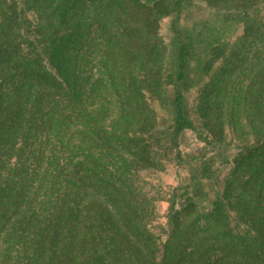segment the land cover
Segmentation results:
<instances>
[{
  "label": "trees",
  "instance_id": "obj_1",
  "mask_svg": "<svg viewBox=\"0 0 264 264\" xmlns=\"http://www.w3.org/2000/svg\"><path fill=\"white\" fill-rule=\"evenodd\" d=\"M196 4L239 34L161 133L187 52L167 71L159 25ZM184 130L236 146L223 175L163 183ZM0 264H264V0H0Z\"/></svg>",
  "mask_w": 264,
  "mask_h": 264
},
{
  "label": "rangeland",
  "instance_id": "obj_2",
  "mask_svg": "<svg viewBox=\"0 0 264 264\" xmlns=\"http://www.w3.org/2000/svg\"><path fill=\"white\" fill-rule=\"evenodd\" d=\"M232 29L223 25L216 11L204 4L184 7L179 13L161 20L159 35L167 50V71L177 67L180 46H183L187 53L185 78L179 83L167 86L163 98L154 103L159 132L165 133L169 130L175 114L177 92L181 95L180 101L185 116L197 123L196 99L198 90L205 80L201 72L203 61L209 48L216 41L227 38L234 40L239 31H232ZM179 143L182 162L177 165L176 162L168 163L166 173L161 175L163 183L171 188L176 187L178 183L187 184L190 179H196L198 168L205 163H209L212 169H215V176L218 178L229 167L230 159L237 149L235 145H230L218 152L208 150L196 140L195 132L192 130H184L180 135ZM200 181L203 182L202 179ZM200 181H194L195 185H198ZM210 191V186L205 184L196 189V194L203 202H207L211 197ZM161 206L162 211L156 223L162 225L166 202H163Z\"/></svg>",
  "mask_w": 264,
  "mask_h": 264
}]
</instances>
